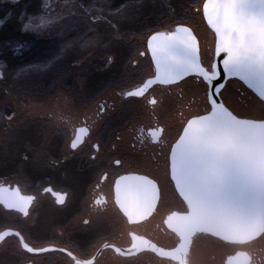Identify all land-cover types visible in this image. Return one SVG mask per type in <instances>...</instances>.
<instances>
[{"label":"flooded vegetation","instance_id":"af4514ba","mask_svg":"<svg viewBox=\"0 0 264 264\" xmlns=\"http://www.w3.org/2000/svg\"><path fill=\"white\" fill-rule=\"evenodd\" d=\"M44 1L0 0V233L8 231L0 241V264H135L125 263L115 248L103 245L124 243L125 221L112 203L113 184L120 174L136 168L148 175L155 172L149 160L161 147L149 130L165 128L173 118L175 136L182 124L180 89L192 93L194 87L156 85L141 96L126 90L140 82L150 66L148 57L134 59L144 49L142 40L173 13L150 10L138 15L140 22L118 23L115 29L99 25L101 42L84 47L95 52L90 60L66 61L50 72L42 65L27 71L28 63L45 49H55L38 38L32 48L27 38L29 18L48 13ZM48 2L51 12L68 3ZM152 2L158 8L171 0ZM18 4L21 27L5 32ZM190 10L183 13L181 6V15L174 14L172 22L201 27V16ZM33 55L37 58H28ZM21 66L25 70L19 73L12 68ZM159 217L153 216L152 223ZM201 242L208 249L206 264H224L225 257L239 249L249 252L248 264H264V236L243 246ZM194 263L204 260L195 257Z\"/></svg>","mask_w":264,"mask_h":264},{"label":"water","instance_id":"95a60500","mask_svg":"<svg viewBox=\"0 0 264 264\" xmlns=\"http://www.w3.org/2000/svg\"><path fill=\"white\" fill-rule=\"evenodd\" d=\"M194 12L201 27L177 21L152 31L134 58L148 57L150 66L127 94L156 85L194 91L180 89L175 136L173 118L149 130L161 147L149 160L159 176L136 168L113 184L124 243L103 245L125 263L195 264L200 257L206 264L202 240L243 246L264 236V0H202ZM225 259L251 258L239 249Z\"/></svg>","mask_w":264,"mask_h":264},{"label":"rangeland","instance_id":"374dc122","mask_svg":"<svg viewBox=\"0 0 264 264\" xmlns=\"http://www.w3.org/2000/svg\"><path fill=\"white\" fill-rule=\"evenodd\" d=\"M67 1L68 3H65V5H60V9L56 10L59 12V14L57 16H53L56 11L51 12L52 6L50 2H48V0H45V6H47V8L45 9H48L47 15H44L43 18L34 16L33 18H29V20L27 21V32L33 34H27V38L32 41V48H36V44L33 43V41H36V38L45 39L48 42L50 40V42L55 45L54 50H49L45 53L42 52L38 60L30 64L28 63L26 67L27 71H29L30 69L36 70L38 69L39 65H42L44 71L49 70L48 72H50L53 69V66L55 67L56 65L64 64L66 61H78V63H80L85 60H90V55H94L95 52H86L84 48L85 45L98 44L102 39L101 29L97 30L99 28V25L98 28H96L93 23L89 22V20H94L90 18V13L97 14L98 17H103L101 22L103 24V29L108 28L107 24L111 27L113 26V29H115L118 26V23L120 24L119 27H121L128 21H131L130 23L133 22L132 20L140 22V17L138 15L146 12L149 13L150 10L156 12H164L169 9L173 13V17L174 14L176 17H179L182 13L181 6H183V13H185V9H192V11L198 9V4L195 3L196 0H183V4L177 3L176 0H171V2L157 5L158 8L155 7V3H153L152 0H87V5H92L89 10H86V8L82 6L83 3H81L80 0ZM114 3L116 5L115 7L112 6L114 5ZM93 5H99L101 9L95 8L93 7ZM101 11L105 14H103ZM167 13H169V11H167L166 14ZM53 17H55V21H51ZM167 17L173 18L172 15H168ZM171 18L166 20L164 24H166L167 22L169 23V25L174 23L172 21L175 19ZM83 19L88 20V22L84 21ZM82 21L86 23L84 26L81 25ZM104 21H107L108 23L106 24ZM37 23L39 25H37ZM28 43L30 42L28 41ZM31 47L28 49H32ZM32 53L36 52L33 51ZM12 68L17 70L18 73L22 72L21 69L25 70L24 66ZM6 75L11 77L19 76L18 74Z\"/></svg>","mask_w":264,"mask_h":264},{"label":"trees","instance_id":"16d2710c","mask_svg":"<svg viewBox=\"0 0 264 264\" xmlns=\"http://www.w3.org/2000/svg\"><path fill=\"white\" fill-rule=\"evenodd\" d=\"M80 2L81 3H83L82 5L86 8V10L88 9H90L91 8V6H88L87 5V0H80ZM114 2H116V1H114ZM30 2H28V4H29ZM18 7H16V17H14L13 16V18L9 21V24L8 25H6L5 26V32H8V31H10L11 33H12V30H15V29H20V21H19V4L17 5ZM113 7H115L116 5H115V3H114V5H112ZM28 11L30 12V5H28ZM33 7H34V2H33ZM93 7H95V8H99V9H101L100 8V6L99 5H93ZM192 11V10H191ZM90 12V11H89ZM193 13H194V11H192ZM45 13H46V11H45ZM91 18V17H90ZM84 20V19H83ZM116 20V19H115ZM84 21H86V22H88V20H84ZM84 21H82L81 22V25H85L86 23L84 22ZM89 22H91V23H93L94 24V26L96 27V28H98V25H103L101 22H102V19L101 20H89ZM106 24L108 23L107 21H104ZM115 24V23H114ZM167 24H169L168 22L166 23V24H164V25H167ZM163 25V27H165ZM107 26L108 27H111L110 25H108L107 24ZM29 35H33V34H30L29 33ZM48 43H52V42H48ZM45 48L47 47V46H44ZM48 50H44L43 51V53H45V52H47ZM29 59H36L37 57H36V55H33V56H30V57H28Z\"/></svg>","mask_w":264,"mask_h":264}]
</instances>
